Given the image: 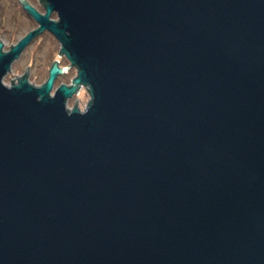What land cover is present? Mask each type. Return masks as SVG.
Returning <instances> with one entry per match:
<instances>
[{"label":"water","instance_id":"1","mask_svg":"<svg viewBox=\"0 0 264 264\" xmlns=\"http://www.w3.org/2000/svg\"><path fill=\"white\" fill-rule=\"evenodd\" d=\"M18 1L0 264H264V0ZM44 30L70 64L4 83Z\"/></svg>","mask_w":264,"mask_h":264},{"label":"rangeland","instance_id":"2","mask_svg":"<svg viewBox=\"0 0 264 264\" xmlns=\"http://www.w3.org/2000/svg\"><path fill=\"white\" fill-rule=\"evenodd\" d=\"M28 1L40 12L45 11L39 0ZM51 17L56 18V14L52 13ZM36 26L35 19L23 9L18 0H0V40L3 43V50H8L10 44H15ZM59 47L60 43L51 32L44 30L37 34L23 48L19 56L13 60L10 67L11 71L9 70L4 75L3 82L9 84L10 78H14L15 74L22 75L25 72V67L28 66L29 80L35 84L42 83L47 78L48 69L55 59L62 67L70 64L64 55H59ZM66 70L56 78L54 88L60 83L69 84L71 78L75 76V66H70ZM81 90H83V96L80 95ZM76 99V104L80 109L86 106L89 94L85 86L82 85L76 93L67 99V106L71 107Z\"/></svg>","mask_w":264,"mask_h":264},{"label":"clouds","instance_id":"3","mask_svg":"<svg viewBox=\"0 0 264 264\" xmlns=\"http://www.w3.org/2000/svg\"><path fill=\"white\" fill-rule=\"evenodd\" d=\"M80 95L81 96H83L84 95V93H83V90H81V93H80ZM82 113L85 111L83 108H81V110H80Z\"/></svg>","mask_w":264,"mask_h":264},{"label":"flooded vegetation","instance_id":"4","mask_svg":"<svg viewBox=\"0 0 264 264\" xmlns=\"http://www.w3.org/2000/svg\"><path fill=\"white\" fill-rule=\"evenodd\" d=\"M58 66H59V67H62L59 63H58ZM48 70H49V69H48ZM65 71H67V70H65ZM65 71H64V72H65ZM59 75H61V74H59ZM59 75H58V76H59ZM58 76H57V77H58ZM57 77H56V78H57ZM56 78H55V80H56ZM28 79H29V78H28ZM55 80H54V83H55ZM54 83H53V88H54Z\"/></svg>","mask_w":264,"mask_h":264}]
</instances>
